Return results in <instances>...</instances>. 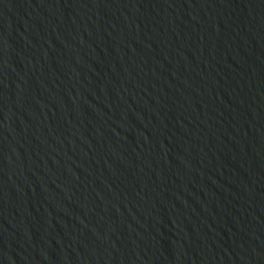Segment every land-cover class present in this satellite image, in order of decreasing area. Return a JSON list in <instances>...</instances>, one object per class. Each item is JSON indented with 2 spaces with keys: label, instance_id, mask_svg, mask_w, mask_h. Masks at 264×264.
<instances>
[{
  "label": "water",
  "instance_id": "1",
  "mask_svg": "<svg viewBox=\"0 0 264 264\" xmlns=\"http://www.w3.org/2000/svg\"><path fill=\"white\" fill-rule=\"evenodd\" d=\"M0 264H264V0H0Z\"/></svg>",
  "mask_w": 264,
  "mask_h": 264
}]
</instances>
